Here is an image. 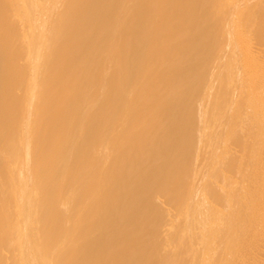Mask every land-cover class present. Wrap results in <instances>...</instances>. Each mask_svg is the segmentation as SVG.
Here are the masks:
<instances>
[{
	"label": "bare ground",
	"instance_id": "obj_1",
	"mask_svg": "<svg viewBox=\"0 0 264 264\" xmlns=\"http://www.w3.org/2000/svg\"><path fill=\"white\" fill-rule=\"evenodd\" d=\"M0 158V264H264V0H1Z\"/></svg>",
	"mask_w": 264,
	"mask_h": 264
},
{
	"label": "rangeland",
	"instance_id": "obj_2",
	"mask_svg": "<svg viewBox=\"0 0 264 264\" xmlns=\"http://www.w3.org/2000/svg\"><path fill=\"white\" fill-rule=\"evenodd\" d=\"M25 64H26V62H25ZM25 64L22 68V71L24 73V79L27 80V67ZM22 97H20L21 98L20 101L23 99ZM56 127L57 128H53L49 132L45 133V137H44V140L42 143V152H43L45 159L48 158L49 152H51L54 148L58 147L60 142L62 143V135H63L62 129H61V127H58V126H56ZM14 131H15L14 134H16L17 126L15 127ZM5 169L6 168L3 167V163L0 160V172H1L2 177H3L2 183H3V185H5L8 188L7 172H6L7 170H5ZM0 205H1V200H0ZM0 227L2 229L5 228L4 217H3V214L1 211V206H0ZM0 241H2V240L0 239ZM0 248H3L2 242H0ZM70 248L71 247H68L67 249H65V252L68 253ZM2 250H3L4 255L8 253V250L6 247H5V249H2ZM61 264H68V259H65Z\"/></svg>",
	"mask_w": 264,
	"mask_h": 264
}]
</instances>
